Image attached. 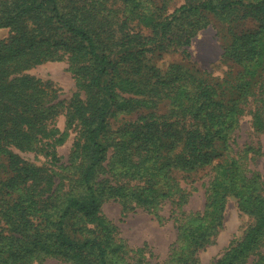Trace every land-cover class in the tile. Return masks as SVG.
I'll return each mask as SVG.
<instances>
[{
  "label": "trees",
  "instance_id": "trees-1",
  "mask_svg": "<svg viewBox=\"0 0 264 264\" xmlns=\"http://www.w3.org/2000/svg\"><path fill=\"white\" fill-rule=\"evenodd\" d=\"M107 1L0 0V27L10 28V34L0 40V264H33L49 256L75 264H109L110 253L119 251L122 244L99 237L74 240L66 234V218L75 212L89 222L98 220L106 196L122 198L125 209L130 200L155 207L159 198L170 195L174 169L206 166H212L213 175L205 209L180 222L179 244L168 264H193L195 250L221 224L230 193L238 197L243 210L250 207L256 212L257 222L216 264H264L261 176L231 153L247 108L253 129H264V38L258 43L256 77L247 79L245 69L214 81L201 69L182 64L165 72L145 71L142 52L147 43H154V37L124 29L128 18H146L156 42L164 41L172 21L190 14L245 7L248 14L264 18V0H186L169 15L155 14L153 0H121L124 9L118 27L104 15ZM47 4L51 15L44 22L29 23ZM201 27L192 23L177 43L189 45ZM63 28L75 36L72 42L49 33ZM254 46L227 41L223 55L245 66ZM117 53H121L118 59ZM64 56L79 85L90 91L85 100L72 101L67 113V122L78 125L82 141L74 145L75 165L68 166L79 174L66 190L62 181L56 183L55 172L27 162L14 150H35L42 143L53 146L63 141V136L47 133L50 120L59 112L58 104H48L49 83L23 71ZM164 99L169 100L167 111L153 112ZM142 108L148 110L130 121L131 128L112 137L111 143L118 141L111 145L117 152L111 168L143 183L101 186L97 177L110 148L102 139L109 133L110 118ZM246 144L245 153L255 150ZM184 198L181 194L173 211ZM250 255L253 258L248 260Z\"/></svg>",
  "mask_w": 264,
  "mask_h": 264
},
{
  "label": "rangeland",
  "instance_id": "rangeland-1",
  "mask_svg": "<svg viewBox=\"0 0 264 264\" xmlns=\"http://www.w3.org/2000/svg\"><path fill=\"white\" fill-rule=\"evenodd\" d=\"M185 2L186 0H153L152 7L155 14L169 15ZM105 4L107 10L104 11V15L118 27L123 18L124 6L122 1L108 0ZM247 12L245 7H238L223 13L190 14L179 20L174 19L168 32L169 38L164 41L159 39L158 42H156L157 39H155L156 36L152 32L151 26H147V23L144 22L146 18L143 20L128 18L127 27L124 29L140 32L145 37H154V43H147V49L142 52V60L146 66L144 69L147 72H165L172 65L182 64L201 69V71L209 74L214 81H221L228 75H234L237 72L239 74L241 70L245 69L247 71L244 76L248 79L254 75L256 77L258 73L256 60L259 51L258 43L264 38V18L259 13L254 15ZM38 13L41 14L34 15L28 22H44L45 17L52 13L51 7L47 4ZM192 23L197 27L205 26L192 36L189 45L178 44L176 39L178 37L183 39L181 34L190 29ZM51 32L58 40L64 39L72 42L75 37L64 28L49 30V33ZM9 34V27H0V40ZM232 40H240L241 43H253L256 46H254V50H251L245 66L240 63L236 64L232 59L223 55L225 42ZM165 41L166 46L160 47L159 45ZM120 55L121 53H117L116 58L118 59ZM23 74L49 83L47 92L50 102L48 104H58L59 112L53 120H50L51 122L49 121L47 133L55 132L57 137L63 136L64 138L63 141L57 142L53 146L42 143L35 150H14L27 162L45 167L48 173L55 172L56 183L62 181V190H66L74 182V177L79 174V172H74V168L68 166L70 164L75 165L76 160L73 159L74 145L77 143L76 141H82L81 136H79L78 125H71L67 122V113L72 101L78 98L85 100L90 91L88 88L79 85V79L76 73L70 70L66 56L59 60H48L34 65L25 69ZM88 74L89 71L87 70L84 75L87 77ZM125 95L127 96L126 93ZM168 102V99L162 100L153 109V112H166ZM247 109L241 116L240 125L235 132L234 149L232 147L231 153L239 156L248 170L260 174L259 183L264 195V129H253L252 115ZM147 110L142 108L129 114L120 112L110 118L109 133L102 139L108 141L110 148L106 160L103 162L104 167L100 169L97 177V182L101 186L111 183H123L127 186L143 183L136 178L117 173L119 170L111 168L113 154L114 158L117 155L111 145H115L118 141L111 143V139L119 134L122 135L128 128H131L130 121L136 119L140 113H146ZM52 139L53 137L47 138L48 141ZM244 143L253 146L255 150H249L248 153H245L243 151ZM212 175V166L197 170L174 169L171 177L175 183L171 188L170 195L159 196L161 198L156 202L155 207H146L130 200L125 209L122 198L106 196L100 205L98 220L89 222L72 212L65 220L66 234L78 241H83L87 237H99L109 239L113 244L121 243L122 247L119 251L110 253L109 264H168L172 251L179 244L178 226L180 222L188 220L191 215L195 216L196 213H202L205 209ZM181 194L185 195V200L182 201L180 208L173 211L176 207L175 201ZM256 222V212L250 207L248 210H243L240 207L238 197L234 193H230L226 198L221 224L211 235L210 240L195 250L193 264H216L218 259L223 257L236 243L244 239L246 233L255 226ZM1 224L2 221H0V226ZM263 249L262 246L261 250ZM251 258L253 255H250L248 260ZM33 264L75 263L67 259L49 256L42 261L35 260Z\"/></svg>",
  "mask_w": 264,
  "mask_h": 264
}]
</instances>
